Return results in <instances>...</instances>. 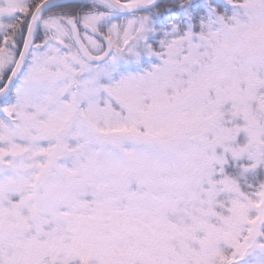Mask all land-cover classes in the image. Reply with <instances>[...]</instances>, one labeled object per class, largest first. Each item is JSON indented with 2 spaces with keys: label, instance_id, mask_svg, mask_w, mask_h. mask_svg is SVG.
<instances>
[{
  "label": "snow or ice",
  "instance_id": "6c2138e0",
  "mask_svg": "<svg viewBox=\"0 0 264 264\" xmlns=\"http://www.w3.org/2000/svg\"><path fill=\"white\" fill-rule=\"evenodd\" d=\"M0 264H264V0H0Z\"/></svg>",
  "mask_w": 264,
  "mask_h": 264
}]
</instances>
